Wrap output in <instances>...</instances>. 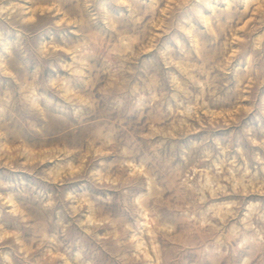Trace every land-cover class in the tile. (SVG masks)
<instances>
[{
	"label": "rangeland",
	"instance_id": "1",
	"mask_svg": "<svg viewBox=\"0 0 264 264\" xmlns=\"http://www.w3.org/2000/svg\"><path fill=\"white\" fill-rule=\"evenodd\" d=\"M0 264H264V0H0Z\"/></svg>",
	"mask_w": 264,
	"mask_h": 264
}]
</instances>
